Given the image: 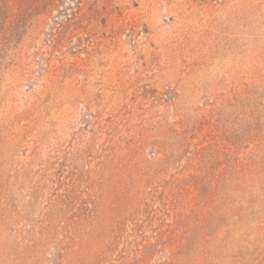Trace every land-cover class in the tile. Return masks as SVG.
<instances>
[{"label":"rangeland","instance_id":"obj_1","mask_svg":"<svg viewBox=\"0 0 264 264\" xmlns=\"http://www.w3.org/2000/svg\"><path fill=\"white\" fill-rule=\"evenodd\" d=\"M0 264H264V0H0Z\"/></svg>","mask_w":264,"mask_h":264}]
</instances>
